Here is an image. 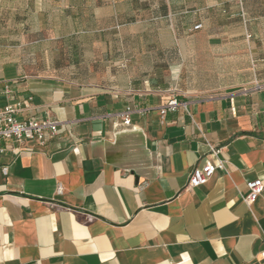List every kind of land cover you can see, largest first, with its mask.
Listing matches in <instances>:
<instances>
[{"label": "crops", "instance_id": "1", "mask_svg": "<svg viewBox=\"0 0 264 264\" xmlns=\"http://www.w3.org/2000/svg\"><path fill=\"white\" fill-rule=\"evenodd\" d=\"M6 103L58 132L0 141V264H261L264 0H0Z\"/></svg>", "mask_w": 264, "mask_h": 264}, {"label": "built area", "instance_id": "2", "mask_svg": "<svg viewBox=\"0 0 264 264\" xmlns=\"http://www.w3.org/2000/svg\"><path fill=\"white\" fill-rule=\"evenodd\" d=\"M200 28L201 25H196L193 30L196 31ZM3 94L6 100L12 98L11 91L6 86L3 89ZM177 105V100H169L165 105V108L161 110V114H164L166 110H174ZM19 110V103L13 105L6 103V105L0 108V141L6 140L13 143V147L11 148L13 154H19L24 149V144L28 140L35 141L39 146H43L48 140L56 137L58 132V122L49 119L40 120L34 118L18 120L16 118V113H18ZM122 122L124 125L129 126L130 120L127 114L123 116ZM132 129L135 130L136 128L132 127ZM209 149L214 156H217L220 153V149L213 146H209ZM218 169H223V162L220 160L216 165L206 163L201 168L193 169L189 175L184 190H191L205 185ZM0 173L5 174L6 168L1 169ZM246 186L249 192L242 198V201L247 206H250L261 195L264 186L261 180L247 182ZM87 220H92V217H87ZM259 257L261 264H264V250Z\"/></svg>", "mask_w": 264, "mask_h": 264}, {"label": "rangeland", "instance_id": "3", "mask_svg": "<svg viewBox=\"0 0 264 264\" xmlns=\"http://www.w3.org/2000/svg\"><path fill=\"white\" fill-rule=\"evenodd\" d=\"M128 33H129V30H128Z\"/></svg>", "mask_w": 264, "mask_h": 264}]
</instances>
